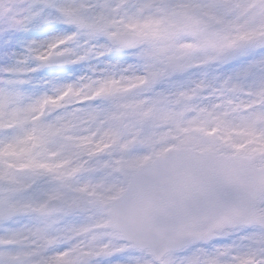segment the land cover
I'll return each instance as SVG.
<instances>
[{"label":"snow or ice","instance_id":"snow-or-ice-1","mask_svg":"<svg viewBox=\"0 0 264 264\" xmlns=\"http://www.w3.org/2000/svg\"><path fill=\"white\" fill-rule=\"evenodd\" d=\"M0 264H264V0H0Z\"/></svg>","mask_w":264,"mask_h":264}]
</instances>
